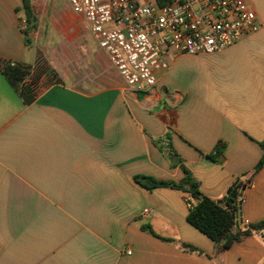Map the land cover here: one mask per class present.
<instances>
[{
    "label": "crops",
    "instance_id": "0c3cea01",
    "mask_svg": "<svg viewBox=\"0 0 264 264\" xmlns=\"http://www.w3.org/2000/svg\"><path fill=\"white\" fill-rule=\"evenodd\" d=\"M30 1L33 25L23 0H0V264H264V231L224 249L187 221L186 193L134 180L179 183L183 163L216 201L245 187L234 233L264 220V0H246L258 32L178 54L146 92L125 85L66 0ZM73 28L80 68L63 50L41 74L56 82L36 87L41 32L52 46ZM11 62L29 71L18 87L3 73ZM168 130L177 163L154 143Z\"/></svg>",
    "mask_w": 264,
    "mask_h": 264
},
{
    "label": "built area",
    "instance_id": "2783aa9c",
    "mask_svg": "<svg viewBox=\"0 0 264 264\" xmlns=\"http://www.w3.org/2000/svg\"><path fill=\"white\" fill-rule=\"evenodd\" d=\"M66 1L136 92L153 88L178 54L221 52L261 28L246 0ZM19 28L26 31L28 22L21 20Z\"/></svg>",
    "mask_w": 264,
    "mask_h": 264
},
{
    "label": "trees",
    "instance_id": "16d2710c",
    "mask_svg": "<svg viewBox=\"0 0 264 264\" xmlns=\"http://www.w3.org/2000/svg\"><path fill=\"white\" fill-rule=\"evenodd\" d=\"M24 1V11L28 22L34 24L35 16L31 7L30 0ZM0 60V64H1ZM4 75L14 87L20 86L21 82L29 74L28 69L24 66L12 67L5 65ZM154 143L168 156L174 160L178 157L171 143V133L168 130L166 135L161 139H156ZM264 147V143L262 144ZM224 149L223 145L218 146L216 153L210 155L212 160H217ZM264 165V156L256 166L254 174L259 172ZM184 178L179 182L163 181L154 177L138 175L134 180L146 190H152L158 187H171L183 191L188 195L186 201L189 205L187 221L201 233L206 235L216 244H223L224 249L230 248L234 243L239 242L242 238L250 236L254 231H264V220L251 224L244 231H236L237 214L239 205L237 199L228 198L226 206L219 205L216 200L203 195L199 190L198 182L193 178L191 171L182 163ZM153 233V232H151Z\"/></svg>",
    "mask_w": 264,
    "mask_h": 264
},
{
    "label": "rangeland",
    "instance_id": "374dc122",
    "mask_svg": "<svg viewBox=\"0 0 264 264\" xmlns=\"http://www.w3.org/2000/svg\"><path fill=\"white\" fill-rule=\"evenodd\" d=\"M57 1L60 4L62 3L65 4V0H57ZM42 32H41V37L39 41L36 42V46L39 49V62L36 68H34L35 73L33 74V77L31 76V78L29 79L30 81L32 80L34 81V84L36 85V87L47 88L50 85H52L54 82H56V77L52 76L50 73H47V74L45 73V76H42L41 74L43 71L46 72V69L48 70L51 68L50 67L51 63L49 61L50 60L55 61V59H57L59 56V52H62L63 50L69 51L70 55L74 56L73 63L70 64L71 68H73V70L80 68V64H78L80 59H77V57L80 56V49H78L80 48L79 42H78L79 38L77 36L79 32L77 31V29L73 28V30L70 33H68L66 37H64L63 33L58 31V34H57L58 40H54L52 46L48 45L49 41L45 39L46 36H44ZM48 47H51L52 50L49 51L47 49ZM33 49H34V45L31 44L27 52L28 53L32 52ZM53 55L56 56V58ZM75 55H76V58H75ZM169 76L174 82L176 81L175 68H172L169 71ZM37 77H38V80H37Z\"/></svg>",
    "mask_w": 264,
    "mask_h": 264
},
{
    "label": "water",
    "instance_id": "95a60500",
    "mask_svg": "<svg viewBox=\"0 0 264 264\" xmlns=\"http://www.w3.org/2000/svg\"><path fill=\"white\" fill-rule=\"evenodd\" d=\"M175 163H177L178 161H177V158H174V160H173ZM237 182L236 183H234L233 184V186L228 190V192H227V196L223 199V200H219V201H217V203L219 204V205H223L226 201H227V199H228V197H231L232 199H238L239 197H242V195H243V192H244V190H245V187H243L242 188V190H241V192L240 193H238V191L235 189V187L237 186ZM237 205H239V208L241 209V202L240 201H237ZM242 217V215H241V213H240V211L238 212V214H237V223H236V227H239V224H240V222H241V218Z\"/></svg>",
    "mask_w": 264,
    "mask_h": 264
}]
</instances>
